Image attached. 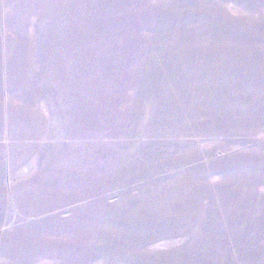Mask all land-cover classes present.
<instances>
[{
	"label": "rangeland",
	"instance_id": "374dc122",
	"mask_svg": "<svg viewBox=\"0 0 264 264\" xmlns=\"http://www.w3.org/2000/svg\"><path fill=\"white\" fill-rule=\"evenodd\" d=\"M0 264H264V0H0Z\"/></svg>",
	"mask_w": 264,
	"mask_h": 264
}]
</instances>
